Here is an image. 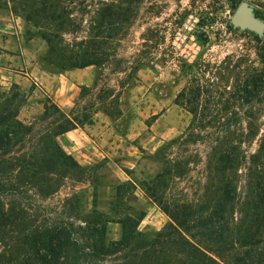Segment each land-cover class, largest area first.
Here are the masks:
<instances>
[{
  "label": "rangeland",
  "instance_id": "obj_1",
  "mask_svg": "<svg viewBox=\"0 0 264 264\" xmlns=\"http://www.w3.org/2000/svg\"><path fill=\"white\" fill-rule=\"evenodd\" d=\"M240 1L0 0V65L13 58L23 71L29 56L55 73L86 70L84 83L57 96L0 83V103L31 130L3 159L57 152L56 144L64 150L54 132L67 120L106 125L112 143L110 157L60 168L40 191L4 199L22 208L16 224L62 227L78 240L79 251L66 250L62 264H131L143 249L173 261L176 244L155 238L170 220L160 198L211 203L227 180L235 192L231 217L246 208L252 178L264 180V29L231 23ZM246 1L264 22V0ZM227 144L236 146L233 166L217 172L213 155ZM7 176L0 173L4 182ZM136 210L145 212L139 247L101 250ZM12 235L9 227L0 231V249Z\"/></svg>",
  "mask_w": 264,
  "mask_h": 264
},
{
  "label": "trees",
  "instance_id": "obj_2",
  "mask_svg": "<svg viewBox=\"0 0 264 264\" xmlns=\"http://www.w3.org/2000/svg\"><path fill=\"white\" fill-rule=\"evenodd\" d=\"M93 62H88L83 67ZM194 89H198V86ZM185 99V102H191ZM67 120L69 127L57 129L54 135L75 128ZM30 126L25 124L16 113L9 111L4 102L0 103V173H7V179H0V231L5 227L12 230L10 244L0 249V264H62L66 250H78V240L62 227L37 229L24 226L17 220L22 216V208L9 200L20 199L24 189L31 187L41 190V185L49 180V174L60 173L63 167H78V162L57 144V152L42 150L39 154L3 159L12 147L30 133ZM49 142L48 138H39ZM50 143V142H49ZM236 146L227 144L213 155V170L223 172L233 166ZM162 171L156 174L158 180ZM253 179V180H252ZM252 189L246 202V208L240 209L236 220L231 217L230 204L235 192L227 180H220L215 188L216 196L211 203L195 205L185 201L158 199L161 210L170 218L156 232L155 238L163 237L176 244L173 261H165L143 249L135 255L131 264H264V180L252 178ZM120 184L117 185V188ZM148 189V186L146 187ZM155 197V190L151 191ZM156 200V199H155ZM133 218L126 215L119 220L122 232L117 240L105 244L103 251L118 253L133 250L141 243L137 230L139 221L145 212L136 210ZM152 241H155L152 240ZM147 244V243H146ZM154 245V242H151ZM261 247V248H260ZM93 251L96 249L92 248ZM102 252V251H100ZM130 264V263H129Z\"/></svg>",
  "mask_w": 264,
  "mask_h": 264
},
{
  "label": "crops",
  "instance_id": "obj_3",
  "mask_svg": "<svg viewBox=\"0 0 264 264\" xmlns=\"http://www.w3.org/2000/svg\"><path fill=\"white\" fill-rule=\"evenodd\" d=\"M28 55V54H27ZM8 66L0 65V83L5 85L15 84L19 89L35 92L40 89L47 95L57 96L68 84H82L86 80L84 69L76 68L65 70L64 72H51L42 67L38 62L30 60L29 56H24L21 66L23 71H17L16 63L13 58H9ZM14 66V67H13ZM101 132L99 137H91L88 131L97 130ZM106 125L99 122L90 124V126L75 127L60 133L57 136L59 145L65 152L74 157L81 164L96 161L104 156H111V140L106 134Z\"/></svg>",
  "mask_w": 264,
  "mask_h": 264
},
{
  "label": "water",
  "instance_id": "obj_4",
  "mask_svg": "<svg viewBox=\"0 0 264 264\" xmlns=\"http://www.w3.org/2000/svg\"><path fill=\"white\" fill-rule=\"evenodd\" d=\"M230 21L240 29L254 32H261L264 29V22L253 14L252 7L246 0H241L237 4L231 14Z\"/></svg>",
  "mask_w": 264,
  "mask_h": 264
}]
</instances>
